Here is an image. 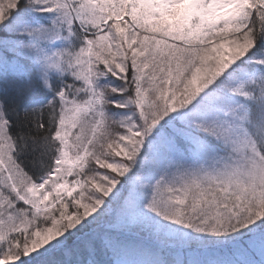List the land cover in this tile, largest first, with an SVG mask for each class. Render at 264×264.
I'll return each mask as SVG.
<instances>
[{
    "label": "snow or ice",
    "instance_id": "obj_1",
    "mask_svg": "<svg viewBox=\"0 0 264 264\" xmlns=\"http://www.w3.org/2000/svg\"><path fill=\"white\" fill-rule=\"evenodd\" d=\"M0 264H264V0H0Z\"/></svg>",
    "mask_w": 264,
    "mask_h": 264
}]
</instances>
